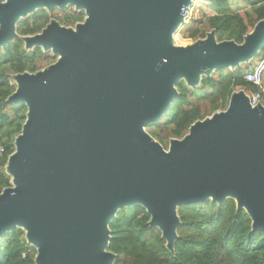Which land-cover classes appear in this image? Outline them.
Instances as JSON below:
<instances>
[{"label":"water","instance_id":"obj_1","mask_svg":"<svg viewBox=\"0 0 264 264\" xmlns=\"http://www.w3.org/2000/svg\"><path fill=\"white\" fill-rule=\"evenodd\" d=\"M1 1L0 50L37 9L75 5L88 20L77 33L53 21L27 40L61 59L13 77L7 103L28 112L7 162L12 186L0 194V239L25 231L36 264H114L109 225L119 208L146 209L173 252L178 208L209 200H234L252 231L264 232L262 103L232 94L225 111L171 140L169 153L147 132L170 110L178 83L196 88L202 75L253 61L264 50V21L240 45L211 32L175 48L170 40L192 0Z\"/></svg>","mask_w":264,"mask_h":264},{"label":"trees","instance_id":"obj_2","mask_svg":"<svg viewBox=\"0 0 264 264\" xmlns=\"http://www.w3.org/2000/svg\"><path fill=\"white\" fill-rule=\"evenodd\" d=\"M242 1L249 9L234 12L228 0H215L211 4L214 15L186 34L183 44L192 45L211 32H215L218 42L243 44L245 37L264 21V0ZM58 13L54 9L39 10L22 19L16 26L18 38L0 50V141L6 148L0 157V194L12 186L7 162L15 152L14 137L21 134L28 112L26 105L7 103L16 89L12 79L19 74H35L56 60L41 49L27 53L22 37L42 33L53 19L59 20ZM263 58L264 50L251 63L235 70H217L203 78L198 88H189L181 81L176 85L177 97L170 110L147 132L163 147L171 140H182L194 123L225 111L238 88L249 95L257 91L245 80V74ZM178 215L181 226L171 252L161 230L150 225L152 218L146 209L135 206L118 212L109 225L108 252L116 256L114 264H264V232L252 231L250 216L245 210H237L234 200L222 205L209 200L180 207ZM37 254L21 229L0 239V264H36Z\"/></svg>","mask_w":264,"mask_h":264},{"label":"rangeland","instance_id":"obj_3","mask_svg":"<svg viewBox=\"0 0 264 264\" xmlns=\"http://www.w3.org/2000/svg\"><path fill=\"white\" fill-rule=\"evenodd\" d=\"M228 2L230 3L231 8L234 12H240V11L249 9L248 4L244 3L242 0H228ZM6 3H7V0L1 1V4H6ZM65 9H66V11H69L70 13L75 12V14H78L81 18L79 19L78 17L75 16V14L72 17H70V14H68V15L63 17L64 21L61 22L59 24V26L61 27V29H64L65 31L77 33L79 27L85 26L87 24L88 17L86 15L85 10L78 9L75 5L74 6L68 5ZM35 11H38V9ZM186 13H187L186 17L188 18V20H187V18L185 19V23L188 21L187 26H185L186 28L184 27L185 29L184 28L181 29V27H180V29L176 33L173 34V36L170 40V44L175 48H185L186 45L183 44V38L185 37V35L188 34L190 31L194 30L195 28L200 27V25L205 22L207 17L214 15V12L211 8V4H209V2H207L206 0H192L191 5L188 7ZM25 16L29 17V16H31V13H27ZM25 16H21L19 18V20L21 18H24ZM185 23H184V25H185ZM33 38H35V36H33V35L23 37L24 47H25V50L27 53H31L33 50H35L37 48H42L45 51V53L53 54V56L56 59L53 64H56L57 62H59V60L61 59V56L59 54L54 53L52 48L45 50L44 47H37V45L29 46L27 43V40H31ZM53 64H51V65H53ZM247 64H249V63H247ZM51 65H49V66H51ZM241 65H244V64H241ZM48 67H45L42 70H44ZM42 70H40V71H42ZM214 72L215 71H213V73ZM205 77L206 76H204V75L201 76L198 87L201 86L202 79ZM12 82L14 83V85L16 86V89H17L16 81L14 79H12ZM187 86L189 88H192L188 84H187ZM198 87H196V88H198ZM16 89H15V91H16ZM241 91L245 92L243 89L238 88L233 94H235L237 92H241ZM247 95H249V94H247ZM262 104L264 105V103H262ZM217 113H219V112H216L215 114H217ZM14 138H15L14 139V142H15L17 137H14ZM162 148L164 149V151L166 153H169L170 152V143L167 147H162ZM119 211H121V208L118 209V212Z\"/></svg>","mask_w":264,"mask_h":264},{"label":"built area","instance_id":"obj_4","mask_svg":"<svg viewBox=\"0 0 264 264\" xmlns=\"http://www.w3.org/2000/svg\"><path fill=\"white\" fill-rule=\"evenodd\" d=\"M186 18L187 17H185V19ZM187 22L185 23V25L181 27V29L187 26L188 24ZM245 80L257 89L255 93H253L252 95H248L251 106L256 107L257 105L263 103L264 101V58L258 63H256L250 70L246 72ZM5 153H6V148L3 145V143L0 141V157H3Z\"/></svg>","mask_w":264,"mask_h":264},{"label":"flooded vegetation","instance_id":"obj_5","mask_svg":"<svg viewBox=\"0 0 264 264\" xmlns=\"http://www.w3.org/2000/svg\"><path fill=\"white\" fill-rule=\"evenodd\" d=\"M54 10H58L59 11V13L58 14H56V17H59V20H56V19H53V21L54 22H57L58 24H60L61 22H63L64 20V16H66V15H68V14H70V17H72L74 14H75V12H73V13H70L69 11H66V9L65 10H59V9H57V8H55ZM39 11V10H38ZM46 11H48V10H46ZM52 21V20H51ZM52 21V22H53ZM50 23V22H49ZM40 34H42V33H40ZM34 36V35H33ZM25 48V47H24ZM37 49H41V50H43L42 48H37ZM44 51V50H43ZM44 53H45V51H44Z\"/></svg>","mask_w":264,"mask_h":264}]
</instances>
